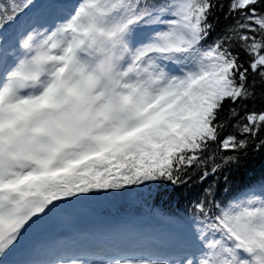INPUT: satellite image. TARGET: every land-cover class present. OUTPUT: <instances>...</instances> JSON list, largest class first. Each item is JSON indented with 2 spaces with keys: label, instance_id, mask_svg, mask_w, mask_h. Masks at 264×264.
I'll return each mask as SVG.
<instances>
[{
  "label": "snow or ice",
  "instance_id": "6c2138e0",
  "mask_svg": "<svg viewBox=\"0 0 264 264\" xmlns=\"http://www.w3.org/2000/svg\"><path fill=\"white\" fill-rule=\"evenodd\" d=\"M250 153L264 0H0V264H264Z\"/></svg>",
  "mask_w": 264,
  "mask_h": 264
},
{
  "label": "trees",
  "instance_id": "16d2710c",
  "mask_svg": "<svg viewBox=\"0 0 264 264\" xmlns=\"http://www.w3.org/2000/svg\"><path fill=\"white\" fill-rule=\"evenodd\" d=\"M262 172H264V166H262L260 156H253L250 153L245 168H242L239 172L229 173V175L234 187H240L249 182L258 181L261 178ZM133 210L131 202H117L114 206L113 215L116 213L132 212Z\"/></svg>",
  "mask_w": 264,
  "mask_h": 264
}]
</instances>
